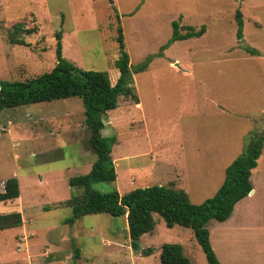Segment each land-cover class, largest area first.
Masks as SVG:
<instances>
[{"label": "rangeland", "instance_id": "1", "mask_svg": "<svg viewBox=\"0 0 264 264\" xmlns=\"http://www.w3.org/2000/svg\"><path fill=\"white\" fill-rule=\"evenodd\" d=\"M113 1L0 0V82L51 71L62 32L65 58L83 70L108 71L116 84L117 9L131 65L151 60L133 73L141 102L121 96L107 114L102 134L112 144L117 180L93 186L124 194L174 184L204 202L220 189L250 133L264 129V0ZM18 21L37 28L21 35L25 44L10 40ZM175 21L198 30L205 24L207 31L167 46ZM90 134L80 97L0 110V186L12 177L20 184V197L0 202V214L23 217L21 226L0 230L2 264H74L77 247L78 264H160L164 243H182L192 264H208L194 231L169 227L158 214L155 230L140 240L153 247L150 255L130 246L126 215L67 222L73 212L66 200L82 192L69 179L90 172L97 159ZM251 179L254 193L233 215L207 223L223 264H264V149Z\"/></svg>", "mask_w": 264, "mask_h": 264}, {"label": "trees", "instance_id": "2", "mask_svg": "<svg viewBox=\"0 0 264 264\" xmlns=\"http://www.w3.org/2000/svg\"><path fill=\"white\" fill-rule=\"evenodd\" d=\"M238 23L237 35L244 36L243 12L236 10ZM117 37L120 56L116 67L120 76L113 84L108 71L83 70L75 66L63 55V35L57 33V64L48 72L27 79L26 81L0 82V110L15 108L39 102L80 97L85 105L86 124L90 130V147L97 155L92 169L69 179L71 187L81 188L82 192L72 195L66 204L71 207L73 217L67 222L75 221L88 214L109 213L114 217L126 215L129 228L130 246L144 255L154 252L153 247L144 248L140 242L146 233L153 232L156 227L155 214L161 216L169 227L176 224L191 228L206 254L208 264H223L211 242V233L207 223L211 219L224 222L228 220L238 202L247 197L253 190V169L264 149V129L250 133V141L244 152L238 155L226 168L224 183L216 194L204 202H194L189 193L182 188L171 185H153L137 188L121 194L118 190L103 193L96 189L95 182H115L117 170L112 159V144L102 132L107 127L106 119L109 111L119 106V98H131L139 104L140 97L136 91L133 73L145 70L151 57L133 68L130 53L126 48V40L121 15L116 9ZM36 27L28 28L24 21L13 24L10 40L13 44H25L21 35L27 36L36 32ZM207 31L203 24L198 30L193 25L173 23V36L167 46L178 40L200 37ZM14 34V35H13ZM164 45L162 48H165ZM253 53L254 50L246 49ZM114 142L116 138L113 139ZM4 187L0 186V202L15 200L20 197V184L16 177L6 179ZM23 224L21 212L0 214V230L19 227ZM82 258L81 249L76 248L75 263ZM0 264H2L0 257ZM160 264H192L185 253L182 243H164L160 252Z\"/></svg>", "mask_w": 264, "mask_h": 264}, {"label": "crops", "instance_id": "3", "mask_svg": "<svg viewBox=\"0 0 264 264\" xmlns=\"http://www.w3.org/2000/svg\"><path fill=\"white\" fill-rule=\"evenodd\" d=\"M63 40V39H62ZM254 186V185H253ZM254 193V188H253V192L252 193H250V194H253ZM249 196V195H248ZM239 203V202H238ZM233 215V214H232Z\"/></svg>", "mask_w": 264, "mask_h": 264}, {"label": "water", "instance_id": "4", "mask_svg": "<svg viewBox=\"0 0 264 264\" xmlns=\"http://www.w3.org/2000/svg\"><path fill=\"white\" fill-rule=\"evenodd\" d=\"M112 3H114V1L112 0ZM253 192V190L250 192V193H252Z\"/></svg>", "mask_w": 264, "mask_h": 264}]
</instances>
